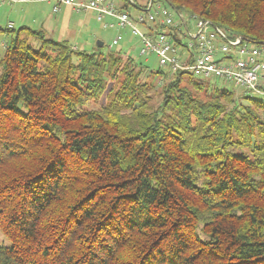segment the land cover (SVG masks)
<instances>
[{"label": "trees", "instance_id": "1", "mask_svg": "<svg viewBox=\"0 0 264 264\" xmlns=\"http://www.w3.org/2000/svg\"><path fill=\"white\" fill-rule=\"evenodd\" d=\"M152 1L264 43V0ZM103 46L4 44L0 264H264V98Z\"/></svg>", "mask_w": 264, "mask_h": 264}, {"label": "built area", "instance_id": "2", "mask_svg": "<svg viewBox=\"0 0 264 264\" xmlns=\"http://www.w3.org/2000/svg\"><path fill=\"white\" fill-rule=\"evenodd\" d=\"M26 1L33 0H0V5ZM45 1L52 5L53 12H58L61 6H68L76 13L92 11L104 28H115L117 33L108 48L117 45L122 39L120 32L128 29L138 38L140 55L154 54L160 68L232 84L241 87L246 95L264 98V43L231 36L208 20L195 15L182 16L152 0L134 17L120 8V0ZM157 17L159 25L152 27ZM139 25H145V31Z\"/></svg>", "mask_w": 264, "mask_h": 264}, {"label": "rangeland", "instance_id": "3", "mask_svg": "<svg viewBox=\"0 0 264 264\" xmlns=\"http://www.w3.org/2000/svg\"><path fill=\"white\" fill-rule=\"evenodd\" d=\"M138 4H143L145 0H135ZM130 14L134 17L137 9L129 7ZM12 24L13 32H0V57L4 52V44L15 31L22 27L29 28L33 31L43 30L48 36L56 40H67L68 43L75 45L77 50L90 51L95 46V40L100 39L104 42L102 50L113 49L120 50L123 54L133 58L140 63L148 71H157L160 68L158 59L154 54L140 55V44L138 38L131 34L128 29L121 31L122 39L117 45L108 48L111 40L116 35L115 28H104L94 16L85 15L83 13L71 12L65 10L61 6L59 13L52 12V5L45 0H33L26 2H18L12 4L0 5V29H5ZM141 31H145L143 25H139ZM164 70V69H162ZM143 79H145L142 76ZM158 79V78H156ZM149 80V79H148ZM210 83L214 80L206 79ZM219 88L226 87L235 91L236 96L244 93L241 87L232 84H224L215 81ZM254 98H260L257 94L252 95ZM243 103H247L244 102ZM99 103L90 101L78 108V110L86 111L96 108ZM9 240L0 232V246H9Z\"/></svg>", "mask_w": 264, "mask_h": 264}, {"label": "crops", "instance_id": "4", "mask_svg": "<svg viewBox=\"0 0 264 264\" xmlns=\"http://www.w3.org/2000/svg\"><path fill=\"white\" fill-rule=\"evenodd\" d=\"M48 4H50V3H48ZM63 8H65V10L68 9V10L71 11V12L73 11V10H72L70 7H68V6H63ZM59 11H60V9H59ZM59 11H58V12H53V11H52V12L56 14V13H59ZM73 12H74V11H73ZM82 13H83V16L91 14V16H94V18H95V15H94V13H93L92 11H87V12H82ZM78 14H79V13H78ZM95 19H96V18H95ZM115 30H116V29H115ZM97 41L101 42L102 44L104 43V42L101 41L100 39H96V40H95V46H97V44H96ZM71 46H72V48H74V49H78L75 45H72V44H71ZM95 46H94V47H95ZM94 47H93V48H94ZM93 48H92V49H93Z\"/></svg>", "mask_w": 264, "mask_h": 264}, {"label": "water", "instance_id": "5", "mask_svg": "<svg viewBox=\"0 0 264 264\" xmlns=\"http://www.w3.org/2000/svg\"><path fill=\"white\" fill-rule=\"evenodd\" d=\"M96 44H97L98 46H101V45H102V43L99 42V41H97Z\"/></svg>", "mask_w": 264, "mask_h": 264}]
</instances>
